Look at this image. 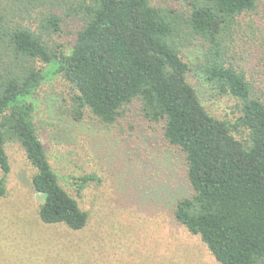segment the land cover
<instances>
[{
    "label": "trees",
    "instance_id": "16d2710c",
    "mask_svg": "<svg viewBox=\"0 0 264 264\" xmlns=\"http://www.w3.org/2000/svg\"><path fill=\"white\" fill-rule=\"evenodd\" d=\"M166 1L186 12L151 0H0V196L10 171L5 146L15 143L35 171L38 219L86 226L88 214L60 186L34 123L35 95L60 79L71 94L63 114L74 122L120 124L134 106L142 123L160 125L191 190L174 204L175 222L219 264H264V101L253 93L264 89V0ZM71 5L81 27L63 51L49 39ZM187 46L195 56L184 61ZM247 59L259 82L247 79ZM191 71L236 101L234 121L205 108L187 81ZM94 179H74L77 193Z\"/></svg>",
    "mask_w": 264,
    "mask_h": 264
},
{
    "label": "rangeland",
    "instance_id": "374dc122",
    "mask_svg": "<svg viewBox=\"0 0 264 264\" xmlns=\"http://www.w3.org/2000/svg\"><path fill=\"white\" fill-rule=\"evenodd\" d=\"M151 3L186 12L166 0ZM74 8L58 12L64 21L49 39L53 48H70L81 27V13L76 15ZM180 49L184 61L195 56L190 46ZM241 66L247 79L259 82L249 59ZM186 78L213 116L231 121L238 117L234 99L217 95L192 71ZM253 93L264 101V89ZM70 96L60 79L43 85L35 95L39 104L34 123L50 167L88 214L87 224L80 231L43 224L36 214L42 198L31 186L35 171L18 144H6L10 171L0 196V264H219L173 218L174 204L191 190L183 158L167 148L161 126L142 123L134 106L130 121L120 124L105 126L92 117L77 123L63 114ZM236 137L244 139L245 133ZM85 175L95 179L77 193L74 179Z\"/></svg>",
    "mask_w": 264,
    "mask_h": 264
}]
</instances>
